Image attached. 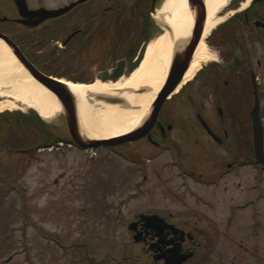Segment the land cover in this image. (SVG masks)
Returning a JSON list of instances; mask_svg holds the SVG:
<instances>
[{
    "label": "flooded vegetation",
    "instance_id": "flooded-vegetation-1",
    "mask_svg": "<svg viewBox=\"0 0 264 264\" xmlns=\"http://www.w3.org/2000/svg\"><path fill=\"white\" fill-rule=\"evenodd\" d=\"M49 1L52 0H33L32 6H28V1L27 6L31 10L72 6L60 15L45 19L39 13L21 15L15 7L14 16L0 17V31L12 38L5 32L4 25L14 23L19 31L14 39L19 51L37 70L57 78L64 75L55 69V62L65 56L76 59L81 54L93 60L94 71L92 76L81 79L94 80L99 72L112 70L121 60H125L127 71L159 28L154 16L161 0H155L153 7L152 0H65L55 4ZM242 1L232 0L229 7L237 8ZM240 10L235 9L237 14L211 35L209 41L216 48L213 51L216 58L203 63L190 81L167 96L156 116L148 120L150 127L145 135L132 141L141 140L152 157L167 153L170 157L160 164L173 170L174 177L181 178L175 184L176 190L191 196L211 212L217 211L219 202L215 197L202 195L191 183L213 189L227 176L240 177L243 170L250 169L252 181L244 198L233 203L228 201L219 223L191 216L185 218L183 212L177 214L167 208L145 206L126 222V248L120 256L109 255L110 259L106 258L104 263L264 264V224L260 206L264 199V165L257 163L254 157L251 118L257 101L264 149V0H252L246 10ZM253 42H257L259 50L248 46ZM77 78L69 76L71 80ZM166 104L171 105L170 110L165 109ZM10 115L1 112L0 131L6 130L11 120H20L16 125L22 126L24 119L33 117L38 123L30 111L26 118L18 112ZM16 125H9L13 130L10 129L18 130L23 142V133ZM44 131L47 129L41 132ZM32 134L45 138L37 129ZM180 138H185L182 143ZM50 140H41V145L39 140L31 141L23 148V144L14 145L13 141L12 144L1 139L0 146L12 154H34L48 148ZM183 142L185 149L191 145L193 148L195 143L210 145L223 153L224 161L213 162L210 171L198 170L183 158ZM192 148H189L190 153ZM133 159L142 162L140 158ZM224 192L229 194L226 186ZM245 210L249 211L251 222L243 237L234 239L232 223L237 214ZM153 214L157 216L149 219L141 216Z\"/></svg>",
    "mask_w": 264,
    "mask_h": 264
},
{
    "label": "rangeland",
    "instance_id": "rangeland-1",
    "mask_svg": "<svg viewBox=\"0 0 264 264\" xmlns=\"http://www.w3.org/2000/svg\"><path fill=\"white\" fill-rule=\"evenodd\" d=\"M32 1L27 0L28 6L35 4ZM59 1L65 0H52L48 3ZM164 1H160L157 10ZM246 1L243 0L237 8ZM237 8L225 9L227 17L219 27L237 14L233 13ZM3 15L7 18L15 15V6L11 0H0V17ZM4 27L5 32L16 39L19 31L15 24L6 23ZM161 33L159 26L157 33H153L144 48ZM212 34L205 41L210 49L208 51L216 58L213 52L216 48L209 41ZM248 46L259 50L257 42L249 43ZM55 63V69L64 75L60 78L69 79L71 76L78 77L77 82L93 81L91 77L88 80L80 78L94 74L93 60L86 54L76 59L65 56ZM127 74L129 72L124 75ZM169 107L170 104L165 105V109L170 110ZM21 109L12 110L22 111L21 114L25 116H28L29 111L34 113L31 108ZM9 114V117L13 115ZM17 122L11 120L6 124V130L0 131V140L13 141L14 145L23 144V148L31 141L52 137L62 141V144L59 147L42 148L34 154H12L0 146V264H107L104 261L110 259L109 255L120 256L126 248V222L134 212L145 206L167 208L177 214L183 212L184 217L219 223L226 213L228 201H241L252 181L251 170L245 169L240 177L227 176L220 186L213 189L191 183L202 195L215 197L219 202L217 211L211 212L191 196L182 195L176 190L175 184L181 178L174 177L173 170L165 169L160 164L170 156L162 153L150 157L141 140H129L130 143L120 147L100 144L88 150L78 148L67 143L71 137L63 110L50 119L41 117L39 129H47L40 132L45 138L32 134L36 130L33 123L17 126ZM9 125L21 129L23 142L19 139L18 130L12 131ZM181 138L182 143L185 138ZM182 145L183 158L198 170L210 171L213 162L224 161L223 153L215 151L210 145L195 143L193 148L191 145L187 149L184 142ZM189 148H192L191 153ZM131 156L140 158L142 162H134ZM225 186L228 195L224 192ZM260 206L264 224V199ZM248 213L245 210L235 217L232 223L234 239L243 237L251 222ZM108 263L111 261L108 260Z\"/></svg>",
    "mask_w": 264,
    "mask_h": 264
},
{
    "label": "bare ground",
    "instance_id": "bare-ground-1",
    "mask_svg": "<svg viewBox=\"0 0 264 264\" xmlns=\"http://www.w3.org/2000/svg\"><path fill=\"white\" fill-rule=\"evenodd\" d=\"M200 1L205 9L203 32L174 92L193 77L203 62L214 59L205 39L227 17L225 9L230 0ZM249 1L240 9H245ZM194 9L189 0H165L155 12L154 19L167 27L147 44L139 65L115 82L96 80L83 83L58 79L73 94L71 102L76 110L75 119L83 136L92 140L106 139L139 126L165 82L173 54L181 53L191 41ZM108 96L121 101H106L103 97ZM19 107L31 108L44 119L62 111L59 99L31 76L0 38V111Z\"/></svg>",
    "mask_w": 264,
    "mask_h": 264
},
{
    "label": "water",
    "instance_id": "water-1",
    "mask_svg": "<svg viewBox=\"0 0 264 264\" xmlns=\"http://www.w3.org/2000/svg\"><path fill=\"white\" fill-rule=\"evenodd\" d=\"M16 6V9L21 15L39 13L42 15V18L45 19L50 16L60 15L64 13L71 6L63 7L58 10H51L46 8H39L36 10H29L27 8V4L25 0H13ZM155 3V0H152V7ZM189 3L195 8V21L192 30V38L189 44L182 50L181 53L175 52L172 57V61L169 66V70L165 79L163 86L155 95L152 100L149 108V112L147 116L142 120L141 124L138 128L125 133L123 135L114 136L106 139H98L92 140L90 138H86L79 132V127L77 124L76 110L73 106L71 100L74 98L72 92L69 90L68 86L63 82L58 81L55 78L46 76L38 72L18 51L17 45L14 43L12 39H10L7 35L0 32V38L7 44L10 48L13 55L20 62V64L31 74V76L40 84H42L45 88L51 91L60 101L63 114L66 120L67 128L70 133V137L75 145L80 148H97L100 144H116L124 141L133 140L138 138L146 132L148 129V120L153 119L155 114L157 113L159 107L161 106L164 98L169 95L181 82L185 71L189 66V62L191 60V55L197 45L202 32L203 26L205 22V9L203 7L202 1L199 0H189ZM161 29H165L167 27L166 24H160ZM125 72L124 69V61L121 60L118 62V66H116L112 70H105L97 74L95 81L105 82L110 79H116L121 77ZM106 101L116 102L121 101L118 98L114 97H103ZM252 117V127H253V144L255 151V160L257 162H261L264 164V149H263V132L262 125L258 115V102H255L253 110L251 112ZM147 125V126H146ZM150 125V124H149ZM142 218H153L156 217V214L153 215H141ZM131 228V227H130Z\"/></svg>",
    "mask_w": 264,
    "mask_h": 264
},
{
    "label": "trees",
    "instance_id": "trees-1",
    "mask_svg": "<svg viewBox=\"0 0 264 264\" xmlns=\"http://www.w3.org/2000/svg\"><path fill=\"white\" fill-rule=\"evenodd\" d=\"M141 55H142V52H141V54L139 55L138 59H137L136 61H134V62L131 63V65L129 66V70H131V69H133L134 67L137 66L138 61H139L140 58H141ZM38 120H39V122L36 124L35 121H34V119L31 117L30 119L23 120V124L26 123V125H28L27 122H29V123H33V124L35 125V127H36L38 133H40L42 130L45 129V127H41V130H40V129H39L40 119H38ZM51 139H52V138H51ZM56 140H57V139L54 138L53 141H56Z\"/></svg>",
    "mask_w": 264,
    "mask_h": 264
}]
</instances>
